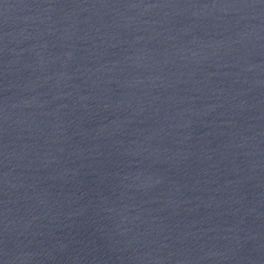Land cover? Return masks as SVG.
I'll list each match as a JSON object with an SVG mask.
<instances>
[{"label":"water","instance_id":"water-1","mask_svg":"<svg viewBox=\"0 0 264 264\" xmlns=\"http://www.w3.org/2000/svg\"><path fill=\"white\" fill-rule=\"evenodd\" d=\"M0 264H264V0H0Z\"/></svg>","mask_w":264,"mask_h":264}]
</instances>
